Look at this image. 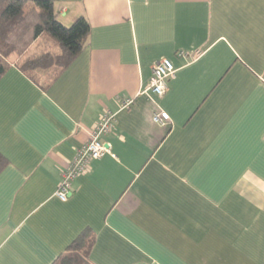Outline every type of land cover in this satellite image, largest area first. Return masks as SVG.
Wrapping results in <instances>:
<instances>
[{
	"label": "crops",
	"instance_id": "1",
	"mask_svg": "<svg viewBox=\"0 0 264 264\" xmlns=\"http://www.w3.org/2000/svg\"><path fill=\"white\" fill-rule=\"evenodd\" d=\"M51 1L90 31L47 89L16 58L0 78V264H54L85 232L91 264H264V0ZM162 59L176 74L154 104ZM105 112L107 152L59 201Z\"/></svg>",
	"mask_w": 264,
	"mask_h": 264
},
{
	"label": "trees",
	"instance_id": "2",
	"mask_svg": "<svg viewBox=\"0 0 264 264\" xmlns=\"http://www.w3.org/2000/svg\"><path fill=\"white\" fill-rule=\"evenodd\" d=\"M89 31L82 16L63 25L54 1L0 0V78L19 56L14 66L39 88L47 89L85 47ZM41 36L45 41L34 45ZM6 164L0 154V172ZM92 244L86 232L81 234L54 264H91L87 256Z\"/></svg>",
	"mask_w": 264,
	"mask_h": 264
},
{
	"label": "built area",
	"instance_id": "3",
	"mask_svg": "<svg viewBox=\"0 0 264 264\" xmlns=\"http://www.w3.org/2000/svg\"><path fill=\"white\" fill-rule=\"evenodd\" d=\"M180 57H187V54L180 53ZM176 69L168 59H162L151 68V78L148 86L141 91L150 102L157 103L168 89V82L175 78ZM134 98H127L121 102L123 109H128L133 105ZM153 123L165 126L169 122L168 115L158 109L152 114ZM115 115L111 112L102 114L98 122L93 127L87 142L75 152V156L62 174V181L54 192V197L61 202H65L72 188V182L82 175L91 161L99 160L107 148L102 142V138L108 135L114 128Z\"/></svg>",
	"mask_w": 264,
	"mask_h": 264
},
{
	"label": "rangeland",
	"instance_id": "4",
	"mask_svg": "<svg viewBox=\"0 0 264 264\" xmlns=\"http://www.w3.org/2000/svg\"><path fill=\"white\" fill-rule=\"evenodd\" d=\"M43 38H44V37L41 36V40L38 41L40 44H42V42L44 41ZM47 40H50V42H51V39H50L49 37L47 38ZM33 44H35V43H33ZM32 46H33V45H32ZM24 56H25V55H24ZM18 57H19V56H18ZM18 57L16 56V58H18ZM14 58H15V57H14ZM20 58H21V57H19V59H20Z\"/></svg>",
	"mask_w": 264,
	"mask_h": 264
}]
</instances>
